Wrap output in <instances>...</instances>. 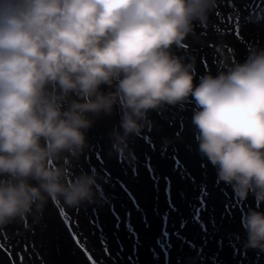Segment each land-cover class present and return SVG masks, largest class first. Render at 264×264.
Wrapping results in <instances>:
<instances>
[{"label":"clouds","instance_id":"9594fccd","mask_svg":"<svg viewBox=\"0 0 264 264\" xmlns=\"http://www.w3.org/2000/svg\"><path fill=\"white\" fill-rule=\"evenodd\" d=\"M218 0H0V231L38 224L61 210L103 206L105 177L75 170L90 148L94 118L121 111L112 152L153 127L149 114L189 97L199 154L241 201L264 205V48L235 62L217 46L222 70L195 83L186 48L195 23ZM115 91H104L103 88ZM245 245L264 252V211L242 219Z\"/></svg>","mask_w":264,"mask_h":264},{"label":"trees","instance_id":"16d2710c","mask_svg":"<svg viewBox=\"0 0 264 264\" xmlns=\"http://www.w3.org/2000/svg\"><path fill=\"white\" fill-rule=\"evenodd\" d=\"M185 44L173 53L195 63L197 84L200 77L222 70L219 45H229L226 51L243 63L254 47L264 48V0H218L208 21L196 22ZM195 110L189 97L150 112L152 130L130 142L133 160L112 152L110 134L122 131L115 111L94 118L86 133L90 148L75 170L99 171L108 202L67 209L79 221L77 239L66 228L67 251L55 240L48 243L40 223L8 226L0 231V264H95L90 254L94 260L108 258L106 264H167V257L172 264H264V252L246 247L242 224L249 209L264 211V205L251 194L241 201L199 154ZM116 169L119 176L112 172Z\"/></svg>","mask_w":264,"mask_h":264},{"label":"rangeland","instance_id":"374dc122","mask_svg":"<svg viewBox=\"0 0 264 264\" xmlns=\"http://www.w3.org/2000/svg\"><path fill=\"white\" fill-rule=\"evenodd\" d=\"M120 114H121V111H120ZM193 114H194V111H193L192 115ZM192 115H190V116H192ZM118 170H119V168H118ZM118 170L116 169V170H113L112 172L119 176ZM132 195H133V193H132ZM78 222H76V221H74V220H72L70 218V216L68 215V211L67 210H61L59 206L53 205L50 202L48 207L45 210L43 219L39 223L41 224L40 226L42 228H44L45 231H46V239L48 240V243H52L53 240H55L59 246H63L62 248L65 251H67V249H69V248L64 247V246H69L71 244V240H70V238L68 236L66 228H67V230L70 229L72 231L73 237H75L77 239V234L78 233H77L76 224ZM27 223H28V225H30L31 219H29V221ZM26 227H27V225H26ZM68 232H69V230H68ZM86 240L87 239L85 238V242L87 244L86 245L87 249H90L92 252H94V257H95V255H96L95 254L96 253L95 250L93 251V249L89 247L90 245H89V243ZM107 245H108V242H106L105 245H102L103 246V250L105 249V247ZM89 256H90L91 260L93 261V263H95V264H106L105 262L108 259L107 258L104 261L103 260L99 261V260H97L96 257H95V260H94L92 258V256H91V254ZM106 257H108V256L106 255ZM170 258L171 257H167V264H172V262H170L171 261ZM193 263H197V262L194 261V260H191L190 264H193Z\"/></svg>","mask_w":264,"mask_h":264},{"label":"water","instance_id":"95a60500","mask_svg":"<svg viewBox=\"0 0 264 264\" xmlns=\"http://www.w3.org/2000/svg\"><path fill=\"white\" fill-rule=\"evenodd\" d=\"M110 91H115V88H112V89H110ZM115 108H114V111H115V117H116V119L117 120H121V116H120V112H119V107H118V105L117 106H114Z\"/></svg>","mask_w":264,"mask_h":264}]
</instances>
